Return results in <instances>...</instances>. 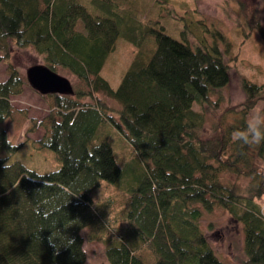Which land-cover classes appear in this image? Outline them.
<instances>
[{
  "label": "trees",
  "instance_id": "1",
  "mask_svg": "<svg viewBox=\"0 0 264 264\" xmlns=\"http://www.w3.org/2000/svg\"><path fill=\"white\" fill-rule=\"evenodd\" d=\"M127 1L0 0V122L12 117L10 97L24 83L13 47L33 48L86 88L40 94L49 111L29 119L28 132L43 128L31 142L55 152L59 168L38 174L0 156V264H83V228L104 244L107 264H225L201 227L215 209L242 227L241 264H264V144L232 138L260 101L264 109V83L243 78V99L214 108L206 129L203 107H215L212 95L230 80L216 43L227 47L228 38L205 20L192 19L193 34L169 0H150L159 8L146 16ZM246 24L243 36L256 29L264 40L256 20ZM180 26L179 39L170 29ZM119 37L131 55L112 88L101 72ZM98 93L118 104L116 117ZM107 122L127 141L118 159L109 142H95ZM21 145L0 129V150ZM110 187L119 199L93 196Z\"/></svg>",
  "mask_w": 264,
  "mask_h": 264
},
{
  "label": "rangeland",
  "instance_id": "2",
  "mask_svg": "<svg viewBox=\"0 0 264 264\" xmlns=\"http://www.w3.org/2000/svg\"><path fill=\"white\" fill-rule=\"evenodd\" d=\"M118 1V0H113ZM173 7H169L174 14L184 12V23L192 28V33L196 34L197 27L192 19L205 20L209 28H216L221 31L228 39L226 47L220 39L216 40L225 62L229 63L230 80L228 84L222 87L218 92L212 95V102L215 107L209 108L204 106L205 128L207 129L214 119L215 109H222L226 105L234 104L243 99L244 93L241 88L243 78L256 82L264 83V40L259 36L256 29L251 30L249 37L243 36L242 30H246L248 25L246 21L256 20L264 30V0H169ZM128 4H133L138 13L154 15L158 10V4H152L150 0H128ZM192 14V15H190ZM181 16V15H179ZM172 17L169 18L171 20ZM183 20L179 19L183 27ZM172 27L173 36L180 39L178 33L180 28ZM188 28V27H187ZM224 36V37H225ZM191 41L193 40L190 39ZM131 50L126 41L119 37L115 43L113 52L109 55L103 65L101 75L106 78L112 88H116L120 77L125 70ZM10 62L21 77L24 78L20 94L10 97V102L14 108L12 117L4 122H0V129H4L7 138L12 144L22 142V145L16 151L0 150V156H7V163L19 161L26 169L32 170L38 174L52 172L59 168L61 162L59 157L52 150L31 142L30 139L38 140L43 135V128L37 127L35 131L28 132L32 118L34 121H40L47 115L49 108L45 100L38 91H36L26 79V71L34 65L46 66L41 55L31 47L16 48L13 47V54ZM7 63L0 61V81L7 78ZM59 76L64 77L70 83L71 88L81 89L84 85L69 71L63 68H57L54 71ZM86 89V88H85ZM96 97L102 99L110 113L116 117L114 111L118 104L111 98L100 93ZM87 100V99H86ZM89 101V100H87ZM263 103L260 101L255 108H262ZM194 109L200 111L197 105ZM249 113L247 114L248 118ZM29 139V140H28ZM106 140L110 143L113 152L118 159L128 152L126 139L124 136L109 122L102 124L97 128L95 142ZM122 156V157H127ZM108 188V187H107ZM104 188L101 191L93 193L98 199H103L106 195L114 194L120 197V193L114 188L107 191ZM95 194V195H94ZM203 232L213 248L216 255L225 264H241L244 260L243 252V231L240 224L234 222L229 214L222 209H215L210 213H203L201 220ZM90 228H83L80 232L83 238V250L86 255L83 264H107L104 255V244L98 240H89Z\"/></svg>",
  "mask_w": 264,
  "mask_h": 264
},
{
  "label": "water",
  "instance_id": "3",
  "mask_svg": "<svg viewBox=\"0 0 264 264\" xmlns=\"http://www.w3.org/2000/svg\"><path fill=\"white\" fill-rule=\"evenodd\" d=\"M28 83L39 93L70 94L72 88L67 79L59 76L46 66L34 65L27 69Z\"/></svg>",
  "mask_w": 264,
  "mask_h": 264
},
{
  "label": "clouds",
  "instance_id": "4",
  "mask_svg": "<svg viewBox=\"0 0 264 264\" xmlns=\"http://www.w3.org/2000/svg\"><path fill=\"white\" fill-rule=\"evenodd\" d=\"M232 138L243 145L264 144V109H251L246 126L242 129L234 130Z\"/></svg>",
  "mask_w": 264,
  "mask_h": 264
}]
</instances>
